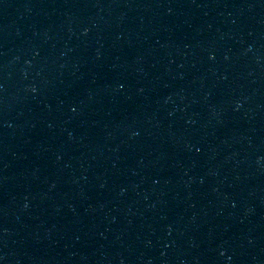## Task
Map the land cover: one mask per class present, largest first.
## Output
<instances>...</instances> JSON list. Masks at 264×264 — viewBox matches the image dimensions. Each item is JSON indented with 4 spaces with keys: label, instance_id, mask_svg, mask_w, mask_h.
<instances>
[{
    "label": "water",
    "instance_id": "obj_1",
    "mask_svg": "<svg viewBox=\"0 0 264 264\" xmlns=\"http://www.w3.org/2000/svg\"><path fill=\"white\" fill-rule=\"evenodd\" d=\"M0 264H264V0H0Z\"/></svg>",
    "mask_w": 264,
    "mask_h": 264
}]
</instances>
